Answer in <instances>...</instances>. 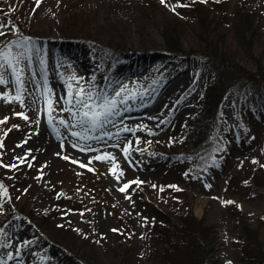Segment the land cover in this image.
Returning <instances> with one entry per match:
<instances>
[{
    "label": "rangeland",
    "instance_id": "1",
    "mask_svg": "<svg viewBox=\"0 0 264 264\" xmlns=\"http://www.w3.org/2000/svg\"><path fill=\"white\" fill-rule=\"evenodd\" d=\"M197 5L211 22L209 30H215L211 35L224 32L220 26L233 12L237 15L246 7L264 10V0H41L39 6L36 0H0V23L5 25L0 28L5 33L0 45L27 37L41 50L55 108L50 125L41 66L35 60L31 68L21 63L24 107L0 99V120L8 118L0 124V184L7 190L0 191V202L9 205L5 215L0 212V229L7 233L0 242L9 245L0 248V257L6 264H64L57 263L60 253L68 255L65 264H159L153 222L168 220L165 231L180 238L176 213L186 205L209 226L206 264H264V193L241 185L240 179L234 190H227V179L247 164L246 158L255 162L264 148V128L256 131V122L264 118L262 101L255 93L239 94L244 82L239 72L217 62L215 69L205 68L206 58L197 56L199 27L192 11ZM254 19V37L238 44L241 57L234 63L253 72L260 60L264 73V12ZM166 24L181 32L184 52L194 50L189 57L165 53L161 32ZM229 35L225 37L232 41ZM118 64L132 65L137 72H126L107 92V74ZM169 70L190 74L157 109L147 106ZM7 79L0 93L15 95L10 73ZM69 84L73 94L83 86L85 92L103 91L109 98L127 86L116 97H129L127 104H118L120 114L103 129L111 138H92L101 135L99 130L89 133L87 140L71 135L80 129L72 127L69 112L60 111L68 107L63 98ZM207 86L221 96L216 106L204 103ZM261 86L264 91V83ZM237 97L245 105L240 110ZM19 112L28 120L14 114ZM61 119L66 125L59 124ZM194 121L206 126L209 136L216 123L222 130L230 126L238 147L232 149L222 135L217 148L209 145L189 156L187 150L194 145L191 131L184 130ZM51 143L56 146L53 151ZM208 154L213 155L206 159ZM132 181L142 183L119 190ZM233 205L241 214L230 215ZM154 208L165 215L158 216ZM237 215L243 219L241 229ZM119 220L128 234H121ZM8 253L14 259L8 260Z\"/></svg>",
    "mask_w": 264,
    "mask_h": 264
},
{
    "label": "trees",
    "instance_id": "2",
    "mask_svg": "<svg viewBox=\"0 0 264 264\" xmlns=\"http://www.w3.org/2000/svg\"><path fill=\"white\" fill-rule=\"evenodd\" d=\"M243 1L245 3V1L249 0ZM214 6L216 7L217 4H214ZM202 10L203 6L201 5H197L192 8L195 17H197L196 20L197 25L199 27L197 43L200 46L199 54H197V56L199 58H206L205 61H203L204 64H206L207 62L209 63V65L205 67L206 69H215L212 65L213 62H217L220 65H223V67L229 68L232 71L235 70L239 72V74L241 75L240 79L244 80L243 84L240 85L242 86V88H240L241 92L239 94L242 95V93L245 91L257 94L259 99H261L262 101V107L264 109V91L261 86V84L264 83V73L261 68L260 60L256 61L258 65H256L254 71L252 70L253 72L245 70L241 66H238L236 63H234V58L241 57V54L238 52V44H248L245 39H253L255 32L254 16L256 15V13H260L262 11L264 12V10L262 9V7H257L253 9L246 7L245 9L242 8L237 13V15L233 12L231 18H228V21L223 22L221 26L219 25L221 29L226 33L223 32L221 34H218L214 32L215 34L213 33L212 35L209 32H213L215 30H209L207 24L211 22L205 20L206 16L203 14V12H200ZM175 24L179 28H182L179 22L178 24ZM167 26L169 25L166 24V26H162L161 32L162 38L165 43L164 47L166 48V51L174 56L179 53L186 54V56L189 57L191 55L190 53H193L194 50L189 49L188 52H184L182 50L181 32L178 33L176 30L169 29V27ZM228 32L231 35V39H233L232 41H236V45H234L233 42L230 40L227 41L228 39L227 37H225V35H229ZM71 36H73V34ZM242 49L245 48L242 47ZM206 88L207 90L204 92L203 95L204 103L209 106H216L221 101V96L220 98H218L217 94H213V91L216 90V88H214L213 86H207ZM235 105L239 110L241 109L240 106L245 107V105L241 103V100L239 101L238 97ZM197 122L198 121L192 122L184 130L185 133L191 131V135L189 138L192 144L194 145L192 146L191 150H187L189 156H194L196 152H200L205 148L207 149L209 145L212 149H214V147L217 148L219 138L222 135H224L228 139V141L230 142L229 146H231L232 149L238 147L239 143H237L235 138L231 136V131L233 129L230 126L222 130L221 125L218 124L217 128L216 123L215 132L209 136L207 127L204 126L202 123L200 124ZM256 123L259 125L256 126V131H259L260 127L264 128V118H262L259 122ZM210 154L207 155L206 159L210 158L213 155ZM257 157L258 159H256V161H253L252 163H250L248 158H246L245 161H247V164L243 165L240 170L238 169L237 173L232 174L227 179V190L229 192L232 189H235V183L238 179H240L239 183L240 181H243L241 185H246L251 190H253L252 188L255 187V189L260 190L264 193V165L262 166V164H264L262 160V158L264 159V148L262 149L261 154L257 155ZM0 181L3 182L2 176H0ZM65 204L67 205V202H65ZM68 206L73 207V210H77L82 214L86 213L84 212L83 208H77L72 203H68ZM186 208L187 209H184L182 212L180 211L176 213L178 214V220L181 222V226L175 227V229L181 236L180 238L178 237V239L170 236L172 232L169 233V231H165V224L168 220L163 221V219L161 218V220L155 219V221L153 222L155 227L159 225L158 227H156L157 229H154L155 227L152 228L153 232H155V244L159 243V250L157 249L158 251L156 253L157 257H159L160 260L159 264H206V253L204 252L206 245L204 244V241L208 238L209 226L205 224V222H203L202 220H197L192 215L188 205H186ZM8 209V203L6 201H1L0 212L5 215ZM178 209L180 210L181 208L179 207ZM159 211L160 210L154 208V212L158 216L165 215L162 214L163 212ZM238 212L241 214L240 210L236 205H233L232 208L230 207V215H233L235 213L238 214ZM16 213L20 214V212ZM235 221H237L236 226L238 227V229H241L244 225L241 215H237L235 217ZM120 222L121 220H119V228L121 230V234H128L127 232H124L125 227L122 223L120 224ZM1 225L2 222L0 221V226ZM202 251L203 255L201 257ZM59 255L60 256L57 257V263H68L67 254L63 256L60 253Z\"/></svg>",
    "mask_w": 264,
    "mask_h": 264
},
{
    "label": "snow or ice",
    "instance_id": "3",
    "mask_svg": "<svg viewBox=\"0 0 264 264\" xmlns=\"http://www.w3.org/2000/svg\"><path fill=\"white\" fill-rule=\"evenodd\" d=\"M40 2L41 0H36L37 6H39ZM165 2L166 0H161V3ZM202 2H206V0H202ZM3 27H5V25L0 23V28ZM3 35H5V33L0 31V36ZM33 60H35L41 66L42 75L44 76V96L45 103L47 105L46 111L49 116V124L51 125V113L52 111H55V108L52 106L53 102L50 99L51 90L47 88L46 72L44 71L45 60L42 58L41 50L30 42V38L25 37L22 39H16L9 41L6 44L0 45V85L9 84L7 74L10 73L12 77L11 83L15 86V95H10L7 92L0 93V99H3L7 103L18 102L22 108L24 107V92L26 89L24 87L23 74L25 69L21 68L20 65L21 63H26V66L31 68ZM33 79H35L34 75ZM89 88L91 89L92 85H89ZM126 88V85L122 86L118 91L115 92L114 97L109 98L103 91L94 93L93 91L89 90L85 92L83 86H81L79 90L73 94L72 85L69 84L67 97L63 98L68 107L60 109V111L69 112L74 121L72 127H78L80 129V131L71 132V135L80 140H87L89 139V133H95L99 130L101 135L92 138L102 139L104 136H109V133L104 132L103 129L107 124L113 123L112 118L114 116L120 114L117 111L118 104H127L129 97H123L119 101L116 99V97L122 96V93L125 92ZM14 114L20 116L24 120H28V116L23 112ZM7 119L8 118L5 117L4 119L0 120V124L5 123ZM58 122L61 125H66V122L63 119L59 120ZM36 123L38 124L39 121L37 120ZM13 127L18 126L14 125ZM123 131L128 132L131 130L124 128ZM118 135L119 134H117V138ZM109 138L111 137L109 136ZM0 147H3L2 143H0ZM81 150H83V148ZM125 152L127 153V147L125 148ZM105 158H108L107 154ZM64 159H68V157H64ZM95 159L99 160L101 157L97 156ZM72 162L77 163L75 160ZM11 167H16V165H12ZM80 167H86V165L80 164ZM89 171H92V169H89ZM117 178L119 179V177ZM131 183L139 184L142 182L132 181L128 184H124L119 190L121 192L126 191L130 187ZM153 187H155V185H153ZM0 191L4 193L7 191L2 184H0ZM227 203H232V201H228ZM113 231H115V229H113ZM0 236H7V233L4 232L3 229H0ZM8 246L9 245L7 243L0 242V248H5ZM17 252H19V249H17ZM7 259L11 260L14 259V257L11 253H8ZM0 264H6L3 257H0Z\"/></svg>",
    "mask_w": 264,
    "mask_h": 264
},
{
    "label": "bare ground",
    "instance_id": "4",
    "mask_svg": "<svg viewBox=\"0 0 264 264\" xmlns=\"http://www.w3.org/2000/svg\"><path fill=\"white\" fill-rule=\"evenodd\" d=\"M125 23V20H123ZM78 54V53H77ZM76 54V55H77ZM114 73L111 74L108 73V79H107V92H111L114 90L115 85L117 81L121 80L125 77L126 72H137V69H135L132 65H124V64H118L115 67ZM138 69H141V67H138ZM190 71L189 70H169L166 72V79L162 82H160L159 86H163L159 91L155 94V97L152 100H149L147 102V106L157 109L161 102L166 99L171 92H174L180 85L184 84L189 77ZM144 107V106H142ZM141 107V108H142ZM140 110H134V112H139ZM52 146L56 148V146L51 143L50 149L53 151Z\"/></svg>",
    "mask_w": 264,
    "mask_h": 264
}]
</instances>
